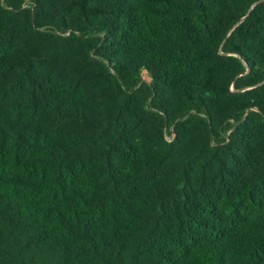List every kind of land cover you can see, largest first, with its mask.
Masks as SVG:
<instances>
[{"label": "trees", "instance_id": "1", "mask_svg": "<svg viewBox=\"0 0 264 264\" xmlns=\"http://www.w3.org/2000/svg\"><path fill=\"white\" fill-rule=\"evenodd\" d=\"M0 264H264V1L0 0Z\"/></svg>", "mask_w": 264, "mask_h": 264}, {"label": "rangeland", "instance_id": "2", "mask_svg": "<svg viewBox=\"0 0 264 264\" xmlns=\"http://www.w3.org/2000/svg\"><path fill=\"white\" fill-rule=\"evenodd\" d=\"M145 77H147V76L145 75ZM166 137H167V139H168L169 141H171V140L173 139V136H172V135H170V134H169V135H167Z\"/></svg>", "mask_w": 264, "mask_h": 264}, {"label": "water", "instance_id": "3", "mask_svg": "<svg viewBox=\"0 0 264 264\" xmlns=\"http://www.w3.org/2000/svg\"><path fill=\"white\" fill-rule=\"evenodd\" d=\"M264 1V0H263Z\"/></svg>", "mask_w": 264, "mask_h": 264}]
</instances>
